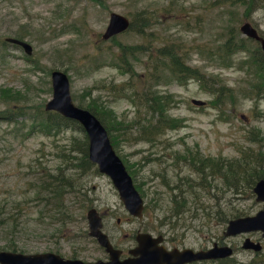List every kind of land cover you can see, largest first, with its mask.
<instances>
[{
  "label": "rangeland",
  "instance_id": "obj_1",
  "mask_svg": "<svg viewBox=\"0 0 264 264\" xmlns=\"http://www.w3.org/2000/svg\"><path fill=\"white\" fill-rule=\"evenodd\" d=\"M244 6L240 0H0V39L12 36L32 46L26 55L19 44L0 43V109L21 103L30 116L37 114L35 106L51 96L50 70H64L74 104H96L105 112L99 109L102 115L125 125L122 138L113 131L117 138L113 148L125 167L130 166L147 205L141 217H133L110 178L93 172L80 183L64 185L66 215H61L53 209L41 176L55 172L70 136L77 131L45 132L29 118L0 117V217L4 218L0 220V251L54 252L63 258L105 261L108 254L88 235L85 215L95 207L103 216L102 229L121 257L136 245L134 232L140 229L159 230L167 249H206L216 242L232 248L228 264H264V238L259 230L222 235L229 218L253 214L261 207L262 201L255 200L252 191L258 177L245 173L233 180L236 187H226L218 171L211 175L206 167L202 173L191 169L187 159L175 158L193 150L223 162L242 160L244 151L259 152L263 155L259 176H264V91L254 89L264 78V55L256 51L259 48L263 54L253 40L244 41L240 48V43L229 49L223 46L231 35L235 39L245 36L238 29L243 20L264 32V6L258 4L245 15ZM111 11L128 17L131 27L103 39ZM136 28H142V34ZM165 43L178 46L181 57L199 69L203 80L176 76L163 56L153 69V55ZM137 44L148 48L141 55L136 51L137 58L127 53L135 70L129 74L119 67L118 45ZM146 82L154 95L168 97L164 108L176 122L152 142L134 134L143 109L130 99L132 89L140 90ZM5 89L9 95L1 94ZM192 98L204 102L197 105ZM251 132L256 133L255 142L248 139ZM252 165L249 160V169ZM178 176L193 179L190 192L181 196L178 188L186 184H179ZM200 181L204 187L197 184ZM174 185L179 187L171 201L169 187ZM178 206L183 209L175 213ZM244 237L258 241L261 250L243 249Z\"/></svg>",
  "mask_w": 264,
  "mask_h": 264
},
{
  "label": "water",
  "instance_id": "obj_2",
  "mask_svg": "<svg viewBox=\"0 0 264 264\" xmlns=\"http://www.w3.org/2000/svg\"><path fill=\"white\" fill-rule=\"evenodd\" d=\"M129 26V20L118 12L109 13L107 26L101 33L107 39ZM240 32L256 40L264 54V36L248 20H243L238 26ZM5 41L19 44L24 53L30 54L32 46L26 40L6 36ZM51 96L44 102L43 108L52 109L63 116L79 122L87 136L88 156L95 163L97 170L106 174L115 187L118 197L129 214L141 217L144 207L142 196L135 189L131 175L123 161L115 152L105 129L96 116L89 110L73 103L67 73L62 69L50 70ZM194 104H203L202 99L192 98ZM255 200L262 201L261 207L250 215L229 218L222 235L235 236L236 233L259 230L264 238V177L256 179L252 185ZM88 235L93 237L98 245L108 254L107 260L83 261L78 258H63L54 252H41L23 254L14 251H0V264H190L194 261L222 259L232 255L230 246L213 242L206 249L193 250L191 248L172 247L167 249L160 244L162 236H152L148 231H137L136 245L129 250L130 256L119 259L121 251L115 248L106 234L101 231L102 221L95 207L88 208L86 212ZM241 247L258 252L262 246L258 241L244 237Z\"/></svg>",
  "mask_w": 264,
  "mask_h": 264
},
{
  "label": "trees",
  "instance_id": "obj_3",
  "mask_svg": "<svg viewBox=\"0 0 264 264\" xmlns=\"http://www.w3.org/2000/svg\"><path fill=\"white\" fill-rule=\"evenodd\" d=\"M239 1V0H237ZM241 4H245L244 8V15L248 10L251 8L256 7V5H263L264 6V0H240ZM145 23V19H143L142 24ZM129 28L131 27V23L129 22ZM137 32H140L142 34V28H136ZM259 32V31H258ZM264 36V32H259ZM246 40H253L256 41L250 37L244 36L239 39L232 38V35L223 42V46L225 49H229L239 44V48L242 47ZM8 41H5L4 39H0V43L2 44H8ZM230 43V44H229ZM236 43V44H235ZM12 45H16L15 43H11ZM119 50L122 53V56H118L119 61V67H122V70L126 73L133 74L135 73L134 68L131 65V62L127 60V53H129L130 58H137V55L143 54L144 51H146V48L148 46H145L143 44H137L133 47L129 48H123L120 45ZM144 50V51H142ZM136 51L139 52V54L136 55ZM259 52L260 56H263L261 54L259 48L256 50ZM27 55V54H26ZM153 69L156 68V63L160 57H166L168 61V68L170 69L171 73L175 74L179 77H194L197 79H202V75L200 74V71L197 67L189 65L186 60H184L180 55V48L172 43H165L164 45L160 46L156 49V53L153 55ZM264 58V57H263ZM264 60V59H263ZM150 79L147 77L146 81H149ZM262 81L260 84L254 85L256 93H259L260 90L264 91V78L261 79ZM118 93L123 92V89H116ZM125 91H131L128 88L124 89ZM132 97L130 99L138 106V109H143V115L141 117V120H136L135 125L137 127L135 128L134 134L136 135L137 139H141L145 142H152L157 140V136L163 133V131L166 128L174 127L176 125V122L173 118L169 117L166 114L165 111V105L168 102V97L166 95L160 96V95H154L152 92V88L150 86V83H144L143 87L138 90L137 88L132 89ZM10 91L5 89L1 94L2 95H9ZM15 95V94H14ZM44 104V103H43ZM35 111L37 114H34L33 116H30L28 114V111H26V107L24 104L21 103H10V105H6L3 109H0V117L5 119H16L18 116L22 117L21 119L29 118L31 121H34L32 125L36 123V126L45 132H49L50 130L57 131L59 129H72L77 131V135H71L68 140V146L67 149L64 150L63 156L60 157L59 163L56 166L55 172H46V178L41 176L47 192L51 193L50 196V203L61 215H66L65 213V207L62 203V195L66 188L64 186L65 184L70 183L73 181L74 184L80 183L79 181L83 178H86L87 175L96 172L97 167L94 164V162L90 161L87 157V136L85 132L82 129L81 124L77 122L76 120L69 118L67 116L61 115L59 112L52 110V109H44L42 103H38L37 106H35ZM82 108L88 109L90 112H92L104 125L108 132L109 139L115 147V142L117 141V138L113 131L117 133V135L122 138V134L126 133L125 125L122 126L118 122L113 121L108 116L102 115L99 111L101 108L97 106L96 104L92 103H86L84 106H80ZM34 111V112H35ZM103 111V110H101ZM35 112V113H36ZM104 112V111H103ZM105 113V112H104ZM134 124V123H131ZM119 125V126H117ZM122 126V127H121ZM121 130V131H120ZM133 134V135H134ZM134 135V138H135ZM256 133L251 132L250 135H248V139L251 141L257 140ZM256 152V151H253ZM189 153V155H188ZM187 154L188 156H184L179 154V156L175 155V158L177 161H188L190 168L194 167L195 169H199L202 173L205 172L206 167L210 169L211 175L213 173H216L218 171L219 176L222 177V183L226 187H230L234 184V187L237 186V182H233V180L239 179L240 176H245L246 174L254 175L258 178L264 177L259 176L260 173L263 174L262 168L259 167L260 161L263 159V155L258 152V155L252 153V151H248V153L241 152V159L240 158H232L228 160H224L223 162H219V160H212L207 157H201L197 154V152L193 150H189ZM245 154L248 155L246 161H245ZM255 156V157H254ZM249 160L253 162V165L249 169ZM130 166H127V171L129 174L134 176V173L128 168ZM132 177V176H131ZM205 175H203V178ZM202 178V179H203ZM179 184H186V188H178L179 194L178 196H181L183 192L188 191L190 192L191 187L193 186L192 182L193 179L189 178V176H185L184 178H180L178 176ZM197 184L200 187H204L205 184L200 181L197 182ZM82 186V185H80ZM136 188H138V185H135ZM179 187L178 185H174L172 187H169V194H170V200H175V197L177 194L175 193V189ZM76 191V190H75ZM73 191V192H75ZM71 192V191H68ZM146 206L144 204V207L146 209ZM179 207V206H178ZM183 207H179L175 210L176 212L182 211ZM4 218L0 217V220ZM11 250H15L14 246L10 247ZM219 264H228L227 262L229 259L222 258L217 259ZM246 264H254L252 261Z\"/></svg>",
  "mask_w": 264,
  "mask_h": 264
},
{
  "label": "bare ground",
  "instance_id": "obj_4",
  "mask_svg": "<svg viewBox=\"0 0 264 264\" xmlns=\"http://www.w3.org/2000/svg\"><path fill=\"white\" fill-rule=\"evenodd\" d=\"M120 14V13H119ZM123 15V14H122ZM125 16V15H124ZM126 17V16H125ZM128 20H129V18L128 17H126ZM106 26H107V24H106ZM106 28V27H105ZM239 29V28H238ZM240 31V30H239ZM80 107V106H79ZM88 110V109H87ZM97 118V117H96ZM98 119V118H97ZM99 120V119H98ZM99 122H100V120H99ZM100 124L102 125V123L100 122ZM103 126V128L105 129V127H104V125H102ZM105 132H106V134H107V137H108V139H109V136H108V133H107V131L105 130ZM110 140V139H109ZM87 157L89 158V156H88V143H87ZM89 160L91 161V159L89 158ZM131 179H132V183H133V185H134V187H135V182H134V179L131 177ZM135 189L137 190V188L135 187ZM138 191V190H137ZM139 193V192H138ZM140 195H141V193H139ZM103 225V224H102ZM102 225H101V231L102 232H104V230L102 229ZM105 234H106V236L108 237V235H107V233L106 232H104ZM159 235H160V233H159ZM161 236H162V234H161ZM93 238V237H92ZM108 239H109V237H108ZM163 239H164V236H162V241L160 242V244H162V242H163ZM135 243V242H134ZM163 245V244H162ZM115 247V246H114ZM130 250V249H129ZM129 250L127 251V255L125 254V255H123L124 257H121V255H119V259H123V258H125V257H128V256H130V254H129Z\"/></svg>",
  "mask_w": 264,
  "mask_h": 264
},
{
  "label": "flooded vegetation",
  "instance_id": "obj_5",
  "mask_svg": "<svg viewBox=\"0 0 264 264\" xmlns=\"http://www.w3.org/2000/svg\"><path fill=\"white\" fill-rule=\"evenodd\" d=\"M143 209H144V207H143ZM98 211V210H97ZM142 213H143V210H142ZM98 214H99V216H100V218H101V221H102V224H103V216L100 214V212L98 211ZM131 215V214H130ZM86 216V215H85ZM133 216V215H132ZM133 217H135V216H133ZM87 220V219H86ZM119 220V218H117V221ZM140 229H136V231L134 232V234H136V232L137 231H139ZM140 231H147V230H140ZM252 231V230H251ZM148 232H150L149 230H148ZM159 230H157V233H153V232H150L151 234H159ZM249 232V231H248Z\"/></svg>",
  "mask_w": 264,
  "mask_h": 264
}]
</instances>
